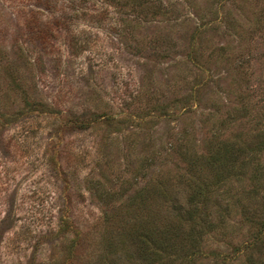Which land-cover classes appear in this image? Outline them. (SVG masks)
<instances>
[{
	"label": "rangeland",
	"instance_id": "1",
	"mask_svg": "<svg viewBox=\"0 0 264 264\" xmlns=\"http://www.w3.org/2000/svg\"><path fill=\"white\" fill-rule=\"evenodd\" d=\"M0 264H264V0H0Z\"/></svg>",
	"mask_w": 264,
	"mask_h": 264
}]
</instances>
